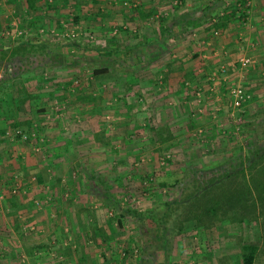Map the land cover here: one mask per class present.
Segmentation results:
<instances>
[{"label": "rangeland", "instance_id": "rangeland-1", "mask_svg": "<svg viewBox=\"0 0 264 264\" xmlns=\"http://www.w3.org/2000/svg\"><path fill=\"white\" fill-rule=\"evenodd\" d=\"M153 4L158 9L156 7L170 5V2L155 1ZM42 7H46V4ZM36 16L31 3L26 5V0H0V57L3 50L11 51L15 46L28 45L25 50L33 61L32 70L17 77L12 73L16 71L14 65L7 70L4 67L6 60L0 63V92L1 95L6 91L10 94L5 100L7 109L15 111L17 98L25 97L27 91L31 94L38 90L47 95L50 91L54 92L50 98L46 96L47 102H40L31 94L27 103L18 110V115H22L19 118H29L33 122L35 164L33 174L29 176H33V198L29 194L17 197L20 188L16 193L12 189L16 205L9 210L0 206V230L4 232L0 246L7 250L0 253V264H140L144 253L152 257V263L160 264L167 244L170 248L167 264H242L243 247L247 245L259 247L255 264H264L262 219L258 224L246 223L241 228L233 224H218L210 229L192 230L184 236L167 232L163 237L162 231L151 224L149 218L156 212H163L167 201L175 202L185 197L186 192L181 189L179 181L186 174L188 166L198 169L218 167L227 158L237 157L251 138L264 144V78L261 79L263 86L260 89L263 91L260 92L245 81H248L249 75L255 74L256 69L263 73L264 64L251 60L247 68H242L240 59L244 56L241 55L234 63L235 68L231 66L237 71L236 77L222 90L216 89L219 82L216 76L221 73L228 77L227 63L218 66L217 71L213 68L214 63L212 66L204 61L199 64L195 62V52L190 55H193L191 60L182 55L178 59L181 63H176L178 67L179 64L188 67L193 74L197 71L200 73L199 67L201 70L205 68L203 73L206 75L201 78L200 86H195V89H202L203 95L201 104L197 103L195 96L193 98L195 111L191 113L194 115V126L182 132L185 130L182 127V111L178 108L163 110V113L158 109L153 111L150 106H154L152 102L155 100H151L150 96L144 98L146 96L142 91L147 84L153 88V95L160 93L159 88H163V97L169 94L172 85L170 87L162 76L163 69L167 68L166 60L171 55L149 62L142 59V55L155 52L157 47H139V55L124 53V62H115L112 58L118 55L113 50L121 49L126 44L117 43L111 34H116L115 29H107L110 24H105L104 28L98 23L89 26L80 24V27L65 15H48L41 19ZM61 19H67L71 25L68 28L80 31V35L82 32L84 37L80 36L74 43L63 40L62 34L68 28L62 30L59 27ZM156 19L151 20V28L154 22L157 23ZM124 35L123 43H132L134 37ZM44 44L46 48L42 49ZM163 49L172 52V47ZM19 56L24 61L22 57L26 55ZM46 59L49 61L46 62ZM105 67L112 72H136L142 86H132L134 92L126 96L125 93L121 95L123 92L118 88V92L114 93L115 86L110 80L102 79L101 83L94 81L95 69ZM209 74L213 75L212 80H207ZM58 83L61 84L57 91L55 86ZM218 84L221 86V83ZM121 85L124 84L118 83V87ZM237 85L243 86L250 94L249 101L241 109L234 108L230 99V91ZM211 88L216 93L211 95ZM83 93L87 97L103 96V99L94 101L87 98L82 102L85 105L93 102L96 107H93L92 121L88 113L87 121L85 117L81 121L84 127L81 130L85 132L81 144L71 145L74 146L71 153L75 152L85 172H88L82 176L85 181L81 185L82 181L80 184L77 182L79 171L73 173L72 169L65 174L60 163L54 170L51 163L61 153L64 135H71L74 128H79L71 124L75 120L68 114V103L71 104L79 94L82 97ZM40 108L46 110L42 115ZM96 108L99 111L96 112ZM173 113L175 120L169 116ZM70 118L72 121L69 123ZM83 121L86 123L82 124ZM173 121L177 122L176 131L173 130V133H177V140L167 150L169 144H159L154 129L167 125L161 127L171 131ZM7 130L11 133L9 127ZM54 134L63 135L53 140ZM5 135L9 136L8 133ZM159 147L160 151L157 150ZM96 171L99 172L98 179L103 177L110 184L109 192L115 198L110 204L104 202L100 187L95 184L98 179L88 177ZM50 177L56 182L52 184ZM73 185L83 186L80 194L75 193L78 187L70 188ZM41 192L43 194L39 195ZM29 206L33 208V218L30 221L20 219ZM130 209L138 215L127 212ZM176 209L168 220L169 228L174 226V219L183 212ZM31 226L38 231L30 233ZM30 250H35L33 255L28 254ZM81 257L85 258L84 262H81Z\"/></svg>", "mask_w": 264, "mask_h": 264}, {"label": "crops", "instance_id": "crops-1", "mask_svg": "<svg viewBox=\"0 0 264 264\" xmlns=\"http://www.w3.org/2000/svg\"><path fill=\"white\" fill-rule=\"evenodd\" d=\"M155 1H169L170 5L166 4L162 7H156L158 9H155L153 4ZM29 3H31V8L33 7V12L39 16V19L45 18V16L48 15L55 17L61 14L65 15L68 20L77 23L80 27L81 25L89 26L98 23L104 28L105 24H110V27L107 29L112 31L115 29L116 34L113 32L111 34L114 35L117 43L126 44V46L123 45L124 47H121V49L116 48L113 50L115 55H121V57L117 56L112 58L115 62L120 61L123 63L124 61L122 58L124 53H130V56H134V54L136 56L139 55V47H157L155 52L146 54V56L142 55V59H148L149 62L157 61L158 59L162 60L165 59V55H171V58L168 56L169 58L166 60L167 63L165 65H167V68L163 69L164 76L161 75L166 81H168L167 83L170 87L172 85L171 88L173 89L169 94L165 93L169 96H162L163 92H161V89L163 88L158 89L160 93H154L155 95H153V88L147 84L146 88H142V91L144 96H146L144 98L150 96L151 100H155V102H152L154 106H150L153 111L158 109L163 113V110H173L175 108L182 111V114H184L182 127L185 129L182 132L188 131L187 128L191 127L190 124L194 122V115L191 113L195 111V100H193V98L195 96L197 103L201 104V98L203 95L202 89H195V86H200V83H202L201 78H205L206 76L205 73H203L205 68L201 70L199 67L198 70L200 73L197 71L193 74L188 67H182L183 65L180 64L178 67L176 63H181L178 59L181 58L182 55L185 56L186 59L191 60L193 55H190L195 52L193 53L195 62L197 61L199 64V62L201 63L204 61L207 65L210 63L212 66L215 64L213 68L217 71L219 69L218 66L227 63L229 71V75H227L228 77H226V74L221 73L216 76V79L219 80L216 84V89L220 88L222 90L223 86H226L227 84L229 85V81L236 77L237 71L232 69L231 66L234 65L241 55L250 58L254 63L257 62V64H264V0H26V5H29ZM43 4H46V7L43 8ZM178 4H180V6ZM229 13H235V16L231 17L226 28L215 30L212 25L219 17ZM192 17L203 19L202 23L196 28H189L190 30L187 31L183 30V22ZM152 19H156L157 23L154 22L151 28ZM69 26L71 25L67 23V19H61L59 27L62 30ZM68 30H72V28H68ZM123 35L126 37L133 36L132 43L129 44L131 41L123 43ZM80 36L84 37L82 36V32ZM165 47H172V52L163 49ZM0 50L2 49L0 48ZM233 67L235 68V65ZM258 68H260L259 65ZM257 70L258 69L254 70L255 74L249 75L248 81L246 79L245 81L250 84V87L254 86L252 88H256L257 91L260 92L263 91V89L260 88L263 86L261 79L264 78V72L260 73L257 72ZM133 72L127 71L122 73L109 70L99 76L94 74V81L101 83L102 79L110 80V83H113V86H115L114 90L116 91L118 88L120 92H123L121 95H124L125 93L126 96L134 92L132 86L136 88L141 84V80L137 77L138 75L136 72L135 74ZM214 73L215 72L213 71V74ZM186 78H189L190 81ZM208 79L212 80L213 75L209 74L207 80ZM195 81H197L196 85ZM121 82L124 85L118 87V83L121 84ZM6 83L12 84L9 81ZM218 83H221V86H219ZM60 84L61 83H58L55 86L57 91L60 90L57 88ZM188 84H190V86ZM153 86L156 88L155 85ZM227 86L225 88H227ZM121 87L123 89H120ZM211 90V95L216 93L214 88H211ZM117 92L118 91L114 93ZM147 93L149 95H147ZM8 94L9 91H6L2 95L0 92V98H3L5 95L7 99ZM31 94L36 100L47 102V97L50 98L54 92L50 91L48 93L49 95H47L36 90L33 91V93L31 92ZM62 95L64 94L62 93ZM77 96L74 97V101L71 102V104L68 103V114L75 120V122L71 124L79 128H74L71 135H68L67 133L64 135L65 138L62 140L63 146L60 151L61 153H59V156H56V159L52 160L51 164L52 170H54L55 167H57V163H60L63 173L65 172V174L68 173V171H72V169L74 170L72 171L73 173L75 170L79 171L77 182L80 184L82 181L81 185H83V181L85 180L82 176L85 175L84 173L88 174V172H85L86 169H84L83 163H80L78 156L76 157L75 152L71 153V148H74V146L71 145H74L73 143L81 144L80 140H83L81 139L83 138L82 136L85 135V132L81 130L84 129V127L81 126L83 117H85L86 120V114L88 113L92 116L90 121L94 118L93 111L96 107L95 103L92 102L91 104L85 105L82 102H85L87 98L94 99V101L98 98L103 99V96L87 97L85 94L81 95L82 97H80V94ZM109 100L111 99L109 98ZM192 105L194 106V109H192ZM45 107H47V105H45ZM98 108H96V112L99 111ZM40 109L41 115L46 112V110L42 108ZM7 110L6 106L1 107L0 115H6L4 112ZM18 114L19 113H17V115ZM17 115L15 114L14 116ZM21 116L22 115H20V117ZM91 116H88V118ZM169 116L175 120L174 113L169 114ZM71 118L68 119L69 123L72 121ZM25 120H29V118H25ZM86 121H83L82 124H85ZM12 122L13 119L8 121L4 119V116H0V206H4L8 210L16 205V199L14 198L16 196L11 192L15 187L17 191L20 188L17 197L29 194V196L33 198V176L32 178L29 176L33 174V164H35L33 163V140L31 142H24L21 138L13 137L14 131L13 128H11ZM164 124L169 123L164 122ZM173 124V128L171 127L172 133L173 130L176 131L175 127H177V122L173 121ZM161 126L166 127L167 125H160V127L156 129L162 128ZM7 127H9V130L11 129V133L8 132V130L7 132L5 131ZM7 133L9 136L5 135ZM31 134L33 135V122ZM58 134L52 136L53 140H58L57 138H60L63 135ZM176 134L177 133H173L175 137L172 141L173 144L177 140ZM53 140L52 143L54 142ZM19 147L20 149L18 150ZM52 147L53 146H50V148ZM72 165L74 168H72ZM39 171L41 172L42 169H39ZM96 172H91L93 177H95V175L98 176L99 172ZM88 177L90 178V176ZM50 179L52 180V184L56 182L53 181V177H50L49 180ZM76 187H78V189L75 193L80 194L83 186L80 187V185H73L70 188L75 189ZM41 194H43V192L39 195ZM18 203L19 202H17V204ZM30 206L25 209V212L27 213H23V217H19L20 219H27L30 221V218H33V208ZM0 209L2 208L0 207ZM29 228L30 233L31 231H38L37 228L35 229V226ZM3 233L4 232H1L0 230V240L2 239L1 235L3 236ZM6 251L5 248H0L1 254ZM34 251L35 250H30V253L28 254L33 255ZM84 259V257H81V262H84Z\"/></svg>", "mask_w": 264, "mask_h": 264}, {"label": "trees", "instance_id": "trees-1", "mask_svg": "<svg viewBox=\"0 0 264 264\" xmlns=\"http://www.w3.org/2000/svg\"><path fill=\"white\" fill-rule=\"evenodd\" d=\"M232 16H235V13L224 14L219 17L212 25L213 28L215 30L225 29ZM202 20L193 17L187 19L182 24L184 26L183 30L187 31L190 30L189 28L198 27ZM44 46H41L42 49L46 48V44ZM25 47L29 46L20 45L15 46L11 51H7L9 49L2 51L0 63L5 59L4 65L7 70H10L11 65H14V70H16L12 72L14 77L21 76L23 73L32 70L33 61L30 60L31 56L25 50ZM19 55H26V57H22L24 61L19 59ZM26 58H29V60H26ZM46 62H48V59H46ZM21 63H24L22 67L20 66ZM108 71L106 67L95 69L94 74L100 75ZM27 93L25 97L20 96L17 98L16 112L8 109L4 112L6 115H0L1 117L4 116V119L8 121L13 119L11 123L13 131L18 129L25 133H31L32 131V121L24 118L20 119V115H17L19 113L18 110L23 104L27 103L28 98L31 96L30 92L27 91ZM5 100V95L0 98V109L6 106ZM15 114L17 116H14ZM190 125L191 127L194 126V122ZM154 131L159 144H169L166 149H170L173 144L172 141L175 139L173 133L168 128H155ZM17 137L19 138L20 136L18 135ZM160 149V147L157 148L159 151ZM90 177L92 180L98 179L96 175L95 177L90 175ZM95 184L100 187V193L105 203L110 204L115 201V198L109 192L110 187L107 180L101 177ZM179 185L186 192L185 197L175 202L167 201L163 212H156L149 217L150 223L162 231L163 237H166L167 232H174L176 235L184 236L192 230L196 231L199 228L210 229L218 224H233L241 228L246 223L255 222V224H258L260 219L264 223V144H260L255 138H251L246 141L237 157L227 158L218 167L198 169L188 166L186 174L179 181ZM174 208H177L176 210L182 209L183 212L179 215V218L177 216L174 219V226L169 228L167 224L168 220L176 212ZM127 212L133 214V216L138 215L137 212L131 209ZM167 241L166 239L165 243ZM168 243H170V240ZM243 249L242 264H255L259 247L247 245ZM164 250V259L160 264H167L168 262V251H170L168 244ZM140 264L154 263H152V257L144 253Z\"/></svg>", "mask_w": 264, "mask_h": 264}, {"label": "built area", "instance_id": "built-area-1", "mask_svg": "<svg viewBox=\"0 0 264 264\" xmlns=\"http://www.w3.org/2000/svg\"><path fill=\"white\" fill-rule=\"evenodd\" d=\"M80 37V31L75 29L67 30L62 34L63 40L67 42H73ZM251 59L242 57L240 59V64L242 68H247L251 64ZM224 72V67H223ZM1 77V74H0ZM230 99L232 101V105L236 109H241L250 99V94L245 90V88L241 85H237L233 87L230 91ZM20 136L24 142H31L33 140V135L31 133H25L22 130L18 129L13 132V137ZM13 193H16V189H13Z\"/></svg>", "mask_w": 264, "mask_h": 264}]
</instances>
